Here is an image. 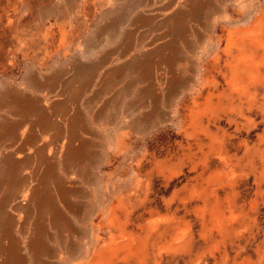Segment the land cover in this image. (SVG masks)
<instances>
[{"label": "rangeland", "instance_id": "1", "mask_svg": "<svg viewBox=\"0 0 264 264\" xmlns=\"http://www.w3.org/2000/svg\"><path fill=\"white\" fill-rule=\"evenodd\" d=\"M1 97L15 264H264V0H0Z\"/></svg>", "mask_w": 264, "mask_h": 264}, {"label": "crops", "instance_id": "2", "mask_svg": "<svg viewBox=\"0 0 264 264\" xmlns=\"http://www.w3.org/2000/svg\"><path fill=\"white\" fill-rule=\"evenodd\" d=\"M187 3H188V1H187ZM185 5H186V3H185ZM197 8L198 9L201 8V6H200V4L198 2L189 1L188 5H187V9H185L186 11L182 8L185 13H183L182 10H181V12H178L175 15H173L172 18H171L172 23H170V25L177 24V19L180 20L181 17L186 15V14H188L187 17L193 16L192 11L196 10ZM198 12H199V10H198ZM162 49L165 50V48H163V46H161V47H158V48H156L154 50H151V51L156 52V53H154L156 55V54L160 53ZM150 56L151 55L148 54L146 56V58L143 59L145 63H146L147 60H149L148 57H150ZM53 83H54V81L52 80V84ZM33 91L38 92V93L39 92H44V93L46 92L47 94H52L53 93L52 89H51V91L49 89H45V88H41L40 89L36 85L33 87ZM4 99H5L4 97L0 98V110L2 109L4 104H6V101H3ZM9 106H10V108L13 107V109H14L17 106L19 107V104L15 103V102H12ZM65 110H66V106L64 104H60V106H58L57 112L60 113V112H64ZM75 123H76L75 121H72V120L69 121V123H68L69 130L71 129V126L74 125ZM26 125H27V123H25L23 120H19L18 122L15 123V126L13 125L12 129L16 131L17 129L19 130L21 128H24ZM27 127L29 128L30 131H32V130H35L36 127L40 128V125H39V122H36L34 124L28 125ZM2 132H4V130L0 127V134ZM19 138L20 137H18V136H14L13 139L14 140H19ZM27 139H29V137L26 138L25 140H22L23 141L22 142L23 146L25 144H28L29 140H27ZM74 148L72 147V144H70V143L66 146V148H65V150L63 152V156H62V163L64 164V167H66L67 165L72 163V161H74L77 158V156H78L77 154L79 153L78 152L79 150L78 149H74ZM0 160H1V157H0ZM67 169L68 168H65V170H67ZM1 175L2 174H0V176ZM6 185L8 186V184H6ZM30 186L28 185V186H25V187H27L28 193L31 196V204L30 205L33 206L36 209V208L39 207L40 197L42 196L43 190H41L40 188L32 187V185H30ZM65 187L66 186L63 185V184H60V185L57 186V188H58L57 189L58 196L63 197L65 195V192H66ZM16 188H17V191L12 190V196L14 195V197L20 191V189L18 187H16ZM8 189L10 190V189H12V187L9 185ZM7 193L8 192H6V194ZM34 234L35 235L32 238H30V240L28 242V250L32 254H33V251H34V255H36L37 253H35V252H37V250L40 248V243H41V240L43 238V237L41 238L42 230H38V231L36 230V232ZM13 248L16 251V253L10 251L9 249H5V252H3L4 250L1 251V249H0L1 254L2 255L4 254L3 256L5 257V260H4L5 264H15V261H13V259L19 255L20 250H19V248L16 245H13ZM99 252L100 251H97L95 253L94 257H93L94 258L93 261L96 262L95 264H102L107 259V257L103 253L99 254ZM36 264H38V263H36Z\"/></svg>", "mask_w": 264, "mask_h": 264}, {"label": "bare ground", "instance_id": "3", "mask_svg": "<svg viewBox=\"0 0 264 264\" xmlns=\"http://www.w3.org/2000/svg\"><path fill=\"white\" fill-rule=\"evenodd\" d=\"M34 198V197H33ZM41 233V232H40ZM37 240V239H36ZM42 241V240H41Z\"/></svg>", "mask_w": 264, "mask_h": 264}]
</instances>
